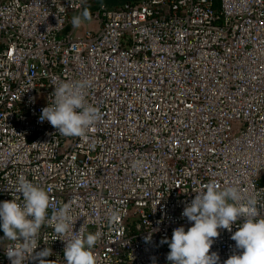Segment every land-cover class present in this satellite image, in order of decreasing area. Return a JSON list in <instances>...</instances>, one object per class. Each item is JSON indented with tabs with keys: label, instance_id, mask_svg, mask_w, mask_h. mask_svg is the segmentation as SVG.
Returning a JSON list of instances; mask_svg holds the SVG:
<instances>
[{
	"label": "built area",
	"instance_id": "1",
	"mask_svg": "<svg viewBox=\"0 0 264 264\" xmlns=\"http://www.w3.org/2000/svg\"><path fill=\"white\" fill-rule=\"evenodd\" d=\"M83 9L0 0V201L19 197L23 175L55 209L69 203L73 232L99 233L96 264H170L163 241L192 226L182 211L209 182L255 197L264 218V0L99 6L73 28ZM85 80L92 131L65 137L39 120L53 85ZM237 227L214 238L218 264L241 251ZM38 242L64 264L51 226Z\"/></svg>",
	"mask_w": 264,
	"mask_h": 264
},
{
	"label": "clouds",
	"instance_id": "2",
	"mask_svg": "<svg viewBox=\"0 0 264 264\" xmlns=\"http://www.w3.org/2000/svg\"><path fill=\"white\" fill-rule=\"evenodd\" d=\"M89 18L90 13L85 8L79 15H73L71 24L78 28ZM88 86L86 80L53 85L54 91L48 106L41 109L39 120L47 121L62 136L83 138L100 118L98 109L85 102L83 92ZM132 167L139 170L138 162L134 161ZM15 191L19 197L12 195L11 201H0V231L3 232L0 245L10 264H28L29 260L50 264L44 259L49 249L37 251L42 226H51L58 239L65 242L64 264H96L92 249L99 233H87L83 238L80 230L74 233L69 203L55 209L46 190L23 175L17 178ZM195 193L182 211V216L192 226L187 231L183 226L175 228L171 239L163 241L169 248L167 261L170 264H218V255L210 254L214 238L220 235V229L231 232L233 226L238 225L231 239L241 251L227 258L224 264H264V218L256 215L257 199H245L236 186L221 189L214 182ZM66 236L69 238H63ZM150 239L151 235L145 242Z\"/></svg>",
	"mask_w": 264,
	"mask_h": 264
},
{
	"label": "trees",
	"instance_id": "3",
	"mask_svg": "<svg viewBox=\"0 0 264 264\" xmlns=\"http://www.w3.org/2000/svg\"><path fill=\"white\" fill-rule=\"evenodd\" d=\"M144 0H94L91 1V6L87 9L88 11H93L99 6H106L107 8H116L120 7L124 3H138Z\"/></svg>",
	"mask_w": 264,
	"mask_h": 264
},
{
	"label": "rangeland",
	"instance_id": "4",
	"mask_svg": "<svg viewBox=\"0 0 264 264\" xmlns=\"http://www.w3.org/2000/svg\"><path fill=\"white\" fill-rule=\"evenodd\" d=\"M91 1H94V0H85V8H88L89 6H91Z\"/></svg>",
	"mask_w": 264,
	"mask_h": 264
}]
</instances>
